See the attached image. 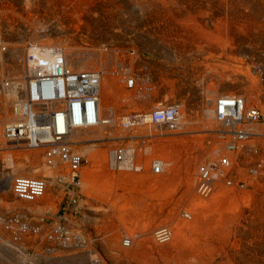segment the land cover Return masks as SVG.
I'll return each instance as SVG.
<instances>
[{
	"label": "bare ground",
	"instance_id": "bare-ground-1",
	"mask_svg": "<svg viewBox=\"0 0 264 264\" xmlns=\"http://www.w3.org/2000/svg\"><path fill=\"white\" fill-rule=\"evenodd\" d=\"M42 1L43 0H0V9H2V12H10L12 18L18 16L21 18L22 15L24 16L25 13L27 14L32 10L50 11L51 6H49L48 3L44 5ZM59 1L64 4L65 7L66 4L70 2L75 4L71 13L74 17L77 16L76 18L80 19L79 22L82 21L81 18L83 16H85L88 21H91L90 23H87V28L89 27L87 30L90 29V24H94L95 28L98 26L101 27L102 23L100 24V17L97 13L95 14L93 12V10H97V0ZM136 1L142 8L141 10H144L143 12L145 14L150 13V18H152L155 23L162 22V24H164L163 22L169 21L172 26L176 25L177 27L174 28L177 29L174 35L177 36V38L181 31H186V36L188 34V40L190 39L192 42L197 41V43L204 42V44H206V51L213 50L215 53L221 51V53L227 55L228 58L234 57L236 61L238 58L237 54L242 52V46L247 41L249 43L254 42L255 44H261L260 41L262 38L264 40V37H262L264 36V0ZM56 3L55 5L59 4ZM106 4H104L106 8L103 9L107 16H109V19H106L109 20L108 22L110 23L105 29L106 37L113 39L116 34L114 30L115 24H112L114 23L112 21L114 19L116 21L117 17L114 18V15H112L114 9L112 12L110 5ZM117 4H119V2H117ZM131 5L132 4H130V6ZM86 8L88 9L86 10ZM143 12L141 13L140 11L141 14H143ZM44 13L46 14V12ZM49 13L48 16L50 14L52 15L53 12ZM135 13V15H139L137 14V11ZM135 15L134 17H136ZM70 16L71 15L69 14V17ZM37 18L39 19V17ZM14 19H10L6 14H1L0 12V150H3L1 153L8 161L7 163H10L12 168L8 173H5L0 180V204L2 209H11L16 212L31 214L38 217H36V219L30 217L32 220L28 221L22 220L24 222L23 227H20V225L15 223L12 224L14 230H10L11 228L8 229L6 226H3L4 220H1L0 247L9 246L11 244L12 246L10 245L8 248H16L17 246L21 247L22 245L19 255H14L11 259L3 256L0 249V257L5 260V262L10 264H26L28 262L31 264H37L34 260L38 255H30L26 250V246L36 244V240L34 241L26 238L24 232L26 230L29 231V229L38 225V227L43 230L47 228V225L43 223L44 221H41V218L52 208L51 199L49 198L50 187L52 185H59V182L70 177L66 170L69 167L68 164L62 162L58 155H56L50 162L47 156L48 145L39 149H34L29 147L26 142L15 141L14 143L5 136V126L7 124L21 121L25 118V108L31 100L29 92L30 82L38 81V78L42 75H46L52 71L54 66L53 71L57 74H59V67L70 71L93 70L100 73L99 114L101 117L106 118L108 122L107 124L101 123L99 125L78 129L76 139L79 142L78 151L91 160L89 161L91 162V166L89 167L90 171L91 169L95 170L96 165L97 167H100L98 164L101 165L102 163H105V168L108 169L107 171H104L106 175L105 179H103L104 181L100 180V182L103 181V183L96 184V191L92 194L96 199L95 201H104L106 204H98L99 202L97 201L96 204L93 203V205H91L94 212L101 210L99 216L102 219L109 221L107 225L100 229L103 230V233H111L109 237L102 239V243L106 247V250L104 251L105 257L114 264H264V64L259 66L261 67L259 69L260 71L249 80V83L241 77L240 73L246 78L245 71L241 67L231 68V66H226L227 64H216L214 72L210 75L211 77H215L216 81L211 82L209 80L211 83L209 82L208 84H203L202 87L200 86V88H202L201 90H203L206 95L198 98L202 103L200 108L202 117L200 118L191 117V109H187L184 104L178 101H169L170 99L167 100L165 97L154 100L156 98L155 96V98H151V96L147 98V100L149 99L150 101L151 99L154 100V102H152L153 100L151 101L153 103L152 105L150 104L151 106H149V103L147 104V102L145 103L139 100L140 102L137 101L140 103L138 105L143 109L127 114L124 113V110L122 109L123 107L121 108L120 103L123 100H131L135 95L140 97L141 90L143 89L138 84L135 85V77L128 79L131 77L129 74L138 71L137 69L143 65L147 66L149 70V72L146 71V74L143 72L145 74L143 75L144 79H147V76L149 77L150 74L152 76V74L160 75L179 73L180 69L171 64L165 68H161L159 63H154L153 65L145 63L142 61L143 59H141V57H138L139 55L137 56V53H129V51L131 52V50L134 49H130L131 47L126 45L117 47L115 44L114 46L116 47L107 50L104 47L100 49L83 47L76 41V36L81 32L78 34L75 33L74 37L65 39L64 37L66 36L64 35L65 33L63 34V27L55 28L54 26V31L52 30L53 28L51 29L52 31H47L46 28L48 26L43 27V29L41 28L42 31L35 30L33 34H30L32 43H29L28 40V47L19 48L21 46L17 47L12 41L15 40V35L17 33V29L14 27L15 24H13ZM15 20H18V18ZM117 21L121 22L119 19ZM145 21L146 20H144V22ZM63 22L64 21H62V24ZM23 23L25 24V22ZM31 23L33 22H30V24ZM51 24H49V26ZM75 24L78 25L77 21ZM147 24L149 25V23ZM77 32L79 31L77 30ZM167 34L163 31L161 37L165 39L168 38L167 40L169 41V38L172 37L173 33L171 32L169 36H167ZM79 36L81 37V35ZM86 36L88 35H85V38L88 39L90 34L88 38ZM183 38L184 37H182V39ZM215 40L218 41V44L216 45L213 43ZM170 42L174 44L176 42L178 43L176 39H173ZM184 46L185 43L183 47ZM135 47L133 45V48ZM183 52L185 53V51ZM183 52L181 53L177 51L175 57H181ZM160 55H163L164 57L168 56L173 59V56L169 52L160 53ZM183 56H185V54ZM42 59H45L44 62H40ZM126 78L127 85L125 84ZM129 80H133L135 86L133 85L130 87ZM168 85L169 89L174 90L176 88L173 80L168 82ZM144 86L145 85H143V87ZM155 89L156 88L153 90ZM7 92L9 93L6 94ZM245 93L249 98H247L248 96L246 97ZM233 96L243 99L246 113L242 121L231 122V125L227 126V122L218 117L217 101L221 98H233ZM132 101L134 100L132 99ZM169 102H178L181 106V117L177 123L176 129H170L165 124H155L151 121L150 113L156 110L161 104ZM127 103H129V101ZM131 103L132 102L126 106V111L128 108L134 106ZM148 106L149 108H146ZM144 109L150 110H145L146 112H143ZM250 110L257 111L259 116L254 119L248 117L247 112ZM195 118L197 123H204L203 125L199 124L200 127L203 126L200 131L204 132L203 134L199 133L201 135L200 138L209 134L212 135L213 132H217L221 138L219 137L220 139L215 141V145L204 148L201 151L202 153L198 155L196 159H192L191 157L187 162L185 166L187 180L185 179V181L188 182L189 187L186 186L189 190L185 187V192L181 191L177 196L175 188L176 184L171 181L172 185L168 186L166 183V186L163 185L157 189L153 188V192L150 193V195H158L166 200L169 199L170 201L172 197L174 198V196H177L180 201L178 202V199H175L178 203L176 202L177 204H175L174 202L173 205L164 204L167 202H164L163 205H161V203L150 205L144 207V210L141 204H138L139 202H135V200L133 202L127 201L128 203H120L125 196H120L121 193L120 195L118 194L117 189L120 187L119 184L122 182H124L125 185L130 184L132 191H137L136 193L144 191L145 189L142 187H140L141 190H137L139 187H136V183L139 182L138 172L142 173L141 171H143V173H146V170L144 172V169L149 170L146 175L144 174V176L150 178H145L144 182H146V184L147 182L152 184V181L159 180H155L157 177H160L156 176L157 174L160 175L163 170L169 172L177 167L175 163H177L178 159L176 151L178 148L175 149L172 147V141L176 140V137L167 138L164 141H167V143L170 141L169 144L166 143L163 145L164 143H159L158 145L160 147H154V149L151 150L149 157H147V155V158H141L139 156L141 151L138 154L137 150L133 147L127 148V146L126 148L116 150L114 140L118 139L125 133L132 131L133 133H136V135H131L133 139L139 136H169L171 134L190 133L191 131H197V129L192 130L193 128L191 127V123H193ZM131 129L132 131H130ZM60 130H62V128H60ZM144 130L145 132L142 133ZM240 130L246 132L245 137L239 138L236 135L235 132ZM197 142L199 143V140ZM230 143L235 144V149H230ZM101 146H107L108 149L101 150L99 149ZM16 148H19L21 151L23 150V152L11 150ZM17 155L19 158L15 159ZM224 157L229 160L227 165L222 163ZM153 162H157L161 165V170L158 173L156 172L157 174L152 171V169H148L149 166H151L150 164L153 165ZM203 164L206 166L208 165L211 169V176L209 179H204L201 175L200 166ZM142 166L144 168H142ZM212 167L214 168L212 169ZM83 168L84 165H82L80 169V176ZM116 168L126 172L116 173ZM69 170L70 169L68 168V171ZM183 173L182 175H184ZM179 175L181 174L179 173ZM18 176H41L46 178L47 190L45 194L34 201L25 200L19 197L14 189L15 178ZM140 176L142 177V174ZM176 176H178V173ZM66 181H64L63 184H65ZM162 184L163 183H161V185ZM79 185L80 183L78 186ZM127 187L126 189L128 190L130 187ZM73 193H75V191ZM110 194H112V197H110ZM129 197H127V199ZM139 200L140 199H138V201ZM186 200H188V202ZM142 201H144V199H142ZM151 204H154V202ZM104 205L109 207H103ZM96 215L93 213L87 214V220H96V218L99 217ZM138 227L140 229L142 228L141 230H143V234L141 231V233L137 232L138 234H136V231H133V229L136 230ZM22 228L25 231H22ZM57 229H59V227H57ZM44 232L45 231H43V233ZM123 232H126V236H124L125 234L121 235ZM54 235L55 234H53V236ZM69 236L67 239L70 238ZM16 241L20 244H17ZM41 242L42 241L39 243ZM50 243H54V241ZM148 244L152 245L154 249L147 247ZM144 246L149 248V250L144 249ZM140 248H143L144 250ZM256 250H258V252H256ZM61 253L64 252L61 250ZM255 253L257 254L254 255ZM259 253L263 256L261 257V254ZM86 254V257H78L75 259L72 258V255H69L71 256L70 260L65 262L68 264H95L96 262L98 264H105L104 262H106L103 257L98 255V251L89 253L87 251ZM61 255L63 256V254Z\"/></svg>",
	"mask_w": 264,
	"mask_h": 264
},
{
	"label": "rangeland",
	"instance_id": "rangeland-1",
	"mask_svg": "<svg viewBox=\"0 0 264 264\" xmlns=\"http://www.w3.org/2000/svg\"><path fill=\"white\" fill-rule=\"evenodd\" d=\"M21 1H24V0H21ZM108 1L109 0H106V1H104V0H97V3H96L97 4V10H93V12L95 14L97 13V15L100 17L99 18L100 24L102 23V25H101V27L98 26V27L95 28L94 24H92V25L90 24V29L89 30H87L89 28V27L87 28V23H90L91 21H88L86 19V17L83 16L81 18L82 21L79 22L80 19L79 18H76L77 16L74 17V15L71 13L73 11L74 6H75V4L73 2L72 3L70 2V3H67V4L65 3L66 4V7H65L64 4H62L59 0H55V1L54 0H50V1L43 0L42 2H43L44 5L48 3L49 6H51L50 11H43V10H37L36 11V10H32V11L28 12L27 14L25 13V15H24L25 17L23 15H22L21 18L19 16L18 17H14L15 19L18 18V20H15L14 18H12V15L10 14V12H6V11H3L2 12V9H0V12H1V14H6L8 16V18L15 20V21L13 20V24H15L18 27H16L14 25L15 29H17V33L15 35V40H12V41H13V43L16 44L17 47L21 46L19 48L28 47L29 43H32V39H31V35L30 34H33V32L35 30L42 31L43 27L48 26L46 28L47 31H52V30L54 31L55 28L63 27L64 28L63 29V31H64L63 34L65 33L64 35L66 36V37H64L65 39L74 37V34L75 33L76 34H78L80 32L81 33H84L85 35H88V36H86L87 38L89 37V34H90V37L88 39H86L85 38V35L84 34H81V33L79 34V35H81V37L79 35H78L79 37L75 35L76 38H77L76 41L81 46H83V47L84 46L85 47H92V48H95V49H100V48H103L104 47L107 50V49H110L112 47H116V46L117 47H120V46H125L126 45L128 47H131L130 49H134V50H131V52L129 51V53H137V56L139 55L138 57L139 58L141 57V59H143L142 61H144L145 63L152 64V65L154 63H159L160 66H161V68H163V67L165 68V67H167V66H169L171 64V65L177 66L180 69L179 73H171V74H160L159 75L157 73L158 75H156L155 74L156 72H155L154 73L155 75L152 74V76H151V74H150L149 77L147 76V79H144L143 78V75H145L147 72H149V70H148V67L147 66L143 65V66H141V67H139L137 69L138 71H134L133 74H129L131 77L128 78V79H131L132 77H135L136 78L135 85L138 84L143 89L141 90V96L140 97L138 95H135L132 98L134 101H132V99L131 100H123L120 103L121 104V108L123 107L122 109L124 110V113H127V114H130V113H133V112L142 110L143 108L138 105V104H140V103H138L140 101H143L145 103L147 102V104L149 103V106H151L153 104L152 102H154V100H156L157 98L165 97V99H167V100L170 99L169 101H178V102L184 104V106H186L187 109H191V112H192V113H190L191 114V117L193 116V117L200 118V117H202L201 116V112H200V108H201L202 103H201V100L198 99V98H201L203 96H206L205 93L203 92V90H201L202 88H200V86L202 87L203 84H208L210 81L211 82L216 81L215 77H211L210 76L211 73L214 72L216 64L217 65H226L227 64L226 66H231V68L232 67H241L245 71L246 78L244 77V75L242 73H240V75H241V77L243 79L247 80L248 83L250 82L249 80L254 75H257L256 73H258L260 71L259 69L261 67H259V66H261V64H264V40H263V38L260 41L261 44H255L254 42L249 43L247 41L242 46V49H243L242 52L239 53V54H237L238 55V58H237V61L238 62H237L234 57L228 58V56L225 55V54H223V53H221V51L220 52H216V53L213 50H207L206 51V47H205L206 44H204L203 41H202L203 43H201V42H198L197 43V41L196 42H194V41L192 42L190 39L188 40V37H187L188 34L186 36V31H183V32L181 31L180 35L178 34L179 37L177 38V36L174 35L175 34V31L177 29V28H174V27H177L176 25L172 26V24L169 21L168 22L167 21L166 22H163L164 24H162V22L161 23H155L152 20V18H150V15H149L150 13L145 14L143 12L144 10H141L142 8L139 6V4L137 3L136 0H130V1L129 0H123V1L122 0H117V1L110 0L109 2ZM112 1H113V3H112ZM56 2L59 3V4H57ZM117 2H119V4H117ZM55 3L57 5H55ZM106 3L108 5H110V7L112 9V12H113V9H114V13L112 14V15H114V18L117 17L119 20H121V22H118L117 21L118 19L116 18V21H115V19L112 21V22H114L112 24H115V25L117 24L116 26L114 25V30H115V34L116 35H115V38H113V39L106 37V31H105V29L110 24L108 22L109 20L106 19V18L109 19V16H107L106 12L103 9V8H106V6H104V4H106ZM72 4H74V5H72ZM130 4H132V5L130 6ZM53 6L54 7L56 6L55 7V10H54V7ZM68 6L70 7V9H69ZM127 7H129V8H127ZM63 8H65V9H63ZM123 8H125V9H123ZM51 9H53L54 11L51 10ZM87 9L88 8H86V10ZM122 10H123V12H122ZM136 11H137V14H139V15H135L136 14L135 13ZM140 11H141V13L143 12V14H141ZM44 12H46V14ZM47 12L48 13L49 12L50 13L53 12V13H52V15L49 13L51 15V16L49 15L50 16L49 17ZM64 12H66V13H64ZM40 13H42V14H40ZM69 14L71 15L70 17H69ZM101 15H102V17H101ZM134 15L136 17H134ZM103 16H104V18H103ZM31 17H33V18H31ZM37 17H39V19ZM73 18L77 21V24L78 25L75 24L76 21ZM40 19L43 22H41ZM142 20H143V22H142ZM144 20H146L145 21L146 24H145ZM62 21H64L63 24H62ZM72 21H74V22H72ZM23 22H25V24ZM30 22H33V23L30 24ZM51 22H52V24H51ZM55 23H57V24H55ZM147 23H149V25ZM26 24H28V25H26ZM49 24H51V25L49 26ZM66 24H68V25H66ZM104 24H105V26H104ZM33 25H34V27H33ZM159 25H161V26H159ZM38 26H40V27H38ZM54 26H55V28H54ZM76 26H78L79 29ZM212 28H214V27H212ZM77 30L79 32H77ZM162 30L164 31L165 34L168 33L167 36H169V34L171 32L173 33L172 37L169 38L170 39L169 41L167 40L168 38L165 39V38L161 37L162 36L161 34L163 32ZM212 30H214V29H212ZM95 31H97V32H95ZM98 32H100V33H98ZM102 32H103V34L105 33L104 36H103ZM133 32H135V33H133ZM182 37H184V38L182 39ZM262 37H264V36H262ZM173 39L174 40L176 39L178 41V43L176 42L174 44V43L170 42ZM24 40H25V42H24ZM28 40H29V43H28ZM80 40H81V42H80ZM115 40H116V42H115ZM122 40H124V41H122ZM125 40H127V41H125ZM165 40H167V41H165ZM187 41H189V42H187ZM184 43H185V46L183 47ZM213 43L216 45V44H218V41L215 40ZM115 44H116V46H114ZM133 45H134V47L135 46L136 47L133 48ZM173 45H175V46H173ZM196 45L197 46L199 45V46L197 47ZM203 49H205V50H203ZM177 51L178 52H181V53L183 51H185V53L183 52V55L185 54V56L182 55L183 57L182 56L181 57H175L177 55ZM164 52H169L173 56V59L171 57H168V56L164 57L163 55H160V53H164ZM252 55H255V56H252ZM168 58H170V59H168ZM44 60L42 59V61L40 60V62H44ZM255 64L258 65V66H256ZM212 69H213V71H212ZM143 72H145V74ZM251 72L254 73V74H252ZM249 75H250V77H249ZM154 79H155V81H154ZM171 80H173V82L175 83V87L176 88L174 90L169 89V87H168L169 86L168 85V82H170ZM125 84L127 85V78H126ZM143 85H145V86L143 87ZM146 85H147V87H146ZM164 86H166V87H164ZM154 88H156V89L153 90ZM154 91H156V92H154ZM169 91H170V93H169ZM200 92H201V94H200ZM8 93L9 92H7L6 94H8ZM145 95H146V97H145ZM245 95H246V97L248 96L246 93H245ZM150 96H151V98L152 97L153 98L156 97V98L154 100L151 99V101L153 100L151 102L149 99L147 100V98L150 97ZM167 96H168V98H167ZM247 98H249V96ZM128 101H129V103H127ZM130 102H132L131 104L134 105V106H132V108H128V110L126 111L125 110V109H127L126 106L129 105ZM149 106L146 107V108H149ZM140 107H141V109H140ZM150 109H144L143 112H146L147 110H150ZM119 113H121V112H119ZM199 124L200 125L201 124L203 125L204 123L203 122H198L197 123L196 118H195L194 121H193V123H191V127L193 128L192 130L197 129V131H191L190 133L171 134V135H169L170 138L171 137H176V140H173L172 141V144H173L172 147L175 148V149L178 148L176 150L177 151V154H178V159H177V163H175V165H177V167H175L171 171H169L170 173L166 171L168 174L164 170H163L162 173H160V175H158L155 172L157 174L156 176H160V177H157L155 179V180H157V179H159V180L152 181V184L149 183V182H147V184H146V182H144L145 181V178L146 179H150V178H147V176H144V174L146 175V173L149 172V170L144 169V172L146 170V173H143V171H141L142 173L138 172V175H139V177H138L139 180L138 181L139 182L136 183L137 184L136 187H139V189H137V190H141L140 187H142L143 189H145L144 191H140L141 194L140 193H136L137 191L136 192H134V190L132 191V188H131V185L130 184H128V185L126 184L125 185L124 182H122L121 184H119L120 187H118L117 191H118V194L119 195L121 193L120 196H125L124 197L125 200L124 199L121 200L120 203H126L127 201L128 202H133L135 200V202H139L138 204H141V206L143 207V210H144V207H147V206H150V205H156V204H160V203H161V205H163L164 202H167V203H164V204H170V205L171 204L173 205L174 202H175V204H177L180 201L177 198V196L179 195V193L181 191H184L185 192V187H186V189H187V186L189 187L188 182L185 181V179L187 180V178H186L187 176H186V172H185V170H186L185 169V166H186L187 162L191 159V157H192V159H196L198 157V155H200L202 153L201 151L204 148H207L209 146L215 145V141L217 139H220L221 138L217 132L216 133L213 132L212 135L209 134V135H206V136H202V138H200L201 137L200 134H203L204 132H201L200 131L203 126L200 127ZM130 131H132V129ZM144 132H145V130L142 131V133H144ZM131 135H136V133L135 132L133 133V131H132V132H129V133H125L124 135H122L118 139H115L114 142L116 144V150H119L120 148H126L127 146H128L127 148H132L133 147V148H135L137 150L138 154L141 151V153H140L141 155L139 154V156L141 158L142 157H144V158L149 157V155L151 154V150H153L154 147L155 148H159L160 147L158 145L159 143L160 144L161 143L162 144L164 143L163 145H165L166 142L164 140L167 139V138H164V137H158L156 135L151 134V135H153L155 137L149 135L150 137L147 136V138L142 139V140H135V139L133 140V138H132ZM174 135H176V136H174ZM161 138H163V139H161ZM191 139L194 141V144H193V141ZM198 140H199V143L197 142ZM132 142H133V144H132ZM187 147H188V149H187ZM16 149H11V150H14L16 152H23V150L21 151L19 148H16ZM99 149H101V150H104L105 149L106 150L108 148H107V146H101ZM189 149H191V150H189ZM1 151H3V150H0V180H1V178H3V175H5V173H8L12 169L10 163H7L8 161L5 159V157L3 156V154L1 153ZM16 158H19V156L17 155V157H15V159ZM89 161H91V160L89 158H87V161L84 164V168L87 171H85L84 168L81 171V176H82L81 182L82 183L80 182V185L78 186V193L80 194L81 197H80V201L78 202L77 206H73V205H70L68 203L67 191L64 188H61L62 186H65V184H63L64 181H66V180L68 182H71L72 181V174H71L70 170L68 171V168L69 167L67 166L68 168L66 170H67L68 174L70 175V177L68 179L62 181V182H59L60 183L59 185H56V186H53L52 185L50 187L49 198L51 199L52 208L50 210H48L44 214V216H42V218H41V221L42 222L44 221L43 223L45 225H47V228L43 230V229H41V228L38 227L39 225L36 226L37 228L36 227H32L33 229L31 228L32 230L29 229V231L28 230L25 231L22 228V231H25L24 232V236L26 238L31 239V240H34V241L36 240L35 243L38 244V245L32 244V245H27L26 246V250H27V252L30 255H35V256L38 255V256H36V259L34 260V261L37 262V264H68L65 261L70 260L71 256H69V255H72V258H74V259L75 258H78V257L83 258V257H86L87 251H88V253L89 252H93V251H95V252L98 251V255H100L101 257H103L104 261H106V262H104L105 264H114L107 257H105L104 251L106 250V247L102 243V239H105L106 237H109L111 235V233L110 232H104L103 233V230H100L103 226L107 225L109 223V221L108 220L106 221L105 219H102L99 216L101 210L98 211V212H94L92 210V206H91V205H93V203L96 204V202L98 201V200L95 201L96 199L92 196L93 192L96 191V186L95 185L98 184V183H103V181H104L103 179H105V177H106L104 171H107L108 169L105 168V165H104L105 163L104 164L102 163L101 165L98 164V166H100V167H97V165H96V167L98 168L97 169L95 167V170L97 169L96 171L94 169H91V171H90L89 167L91 166V162H89ZM173 162H175V161H173ZM150 165L152 166V164H150ZM151 166H149L148 169H152ZM142 168H144V167L142 166ZM115 170L117 171L116 173H118V172H126L124 170H119L117 168ZM196 170H197V168H196ZM164 172H165V174H164ZM177 173H178V176H176ZM179 173L181 175H179ZM182 173L184 175H182ZM141 174H142V177L140 176ZM163 176H165L166 178L163 177ZM179 176H181V177H179ZM180 179H181V181H180ZM100 180H103V181L100 182ZM171 181L174 182V184H176L175 188H176V191H177V194H176L177 196H174V198L172 197L171 198V201L169 199L166 200V199H164V198H162L161 196H158V195L157 196L150 195V193L153 192V190H152L153 188L154 189H157L159 187H162L163 185L164 186H166V185H168V186L169 185H172L171 184ZM179 182H180V184H179ZM183 182H184V184H183ZM161 183H163V184L161 185ZM127 186L130 187L129 188L130 190L129 189L128 190L126 189ZM195 186H196V184H195ZM180 189H182V190H180ZM187 190H189V189H187ZM163 191H164V188H163ZM110 197H112V194H110ZM127 197H129V198L127 199ZM179 198H180V196H179ZM138 199H140L141 201L140 200L138 201ZM142 199H144L145 203H144V201H142ZM175 199H178V202ZM122 201H124V202H122ZM186 201L188 202V200H186ZM98 202H99L98 204H100V203H102V204L105 203L106 204V202H104V201H98ZM153 202H154V204H151ZM156 202H158V203H156ZM100 207H97V208H100ZM103 207H107V205H104ZM0 209H1L0 210L1 211L0 212V224L2 222L1 220H4L3 221V224H4L3 226H6L8 229L11 228L10 230H12V229L14 230V228L12 227V224H14V223L20 225V227H23L24 226V222L23 221H28V220L36 219V217H38V216H35V215H31V214H25V213L16 212V211H13L11 209H4V208L2 209L1 204H0ZM89 213H93L94 215H96V213H97L96 216H99V217H97L96 220H94V221L93 220H90L89 221V220H87V214H89ZM30 217L31 218L33 217V218L31 219ZM39 222H40V220H39ZM56 226L59 227V229H57ZM141 229L138 227V228H136V230L133 229V231H136V234H138V233H141L143 231ZM78 230H79L80 233L78 232ZM43 231H45L44 232L45 234L43 233ZM47 231H48V234H47ZM53 234H55V235L53 236ZM68 234L69 235L71 234L72 236L71 235L69 236ZM123 234H125L124 236H126V232L121 233V235H123ZM142 234H143V232H142ZM47 236L49 238H51V239H49ZM68 236L70 237V238H68L69 240L67 239ZM41 238H42V240H41ZM75 238H77V239H75ZM70 239H71V241H70ZM83 240H85V241H83ZM40 241H42L41 242L42 244L39 243ZM53 241H54V243H50V242H53ZM90 241H92V242H90ZM16 243L17 244H20L17 241H16ZM61 243H63V244H61ZM9 246H5V247H2L1 246L0 247L3 256H6L8 259H11V257H13L14 255H19V252L22 249V245H21V247L20 246H17L16 248L15 247L14 248H11V247L8 248ZM147 247H149L150 249H154V247L152 245H150V244H148ZM147 247H145L144 249L149 250V248H147ZM140 249H143V248H140ZM61 250L64 253H61ZM251 252H252V250H251ZM256 252H258V250H256ZM261 253H259V254H261ZM11 254H12V256H11ZM61 254H63V256ZM256 254L257 253H255L254 255H256ZM262 256L263 255L261 254V257ZM7 263L8 262H5V260H3L0 257V264H7ZM29 263L30 262H28L26 264H29ZM8 264H10V263H8ZM95 264H98V263L96 262Z\"/></svg>",
	"mask_w": 264,
	"mask_h": 264
},
{
	"label": "built area",
	"instance_id": "built-area-1",
	"mask_svg": "<svg viewBox=\"0 0 264 264\" xmlns=\"http://www.w3.org/2000/svg\"><path fill=\"white\" fill-rule=\"evenodd\" d=\"M53 69L38 78V81L30 82L31 100L26 105L25 118L7 124L5 136L14 143L26 142L34 149L48 145L47 156L50 162L58 155L62 162L68 164L73 174L72 182L66 181L65 186L61 185V188L67 191L68 203L77 206L81 197L77 192L81 180L80 169L87 161V157L78 151L79 142L76 133L78 129L108 122L99 114L100 73L93 70L70 71L59 67L57 74ZM129 85L130 87L134 85L133 80H129ZM180 108L178 102L161 104L150 113L151 121L176 129L181 117ZM217 112L218 117L230 126L231 122L243 120L246 109L243 99L233 96V98L218 99ZM247 116L254 119L259 114L250 110ZM235 133L239 138L246 135V132L241 130ZM229 147L233 150L236 146L230 143ZM222 163L227 165L229 160L224 157ZM152 170L160 172L161 165L153 162ZM200 172L204 179H209L211 176L208 165H201ZM14 189L19 197L34 201L45 194L47 180L41 176H18L15 178Z\"/></svg>",
	"mask_w": 264,
	"mask_h": 264
},
{
	"label": "crops",
	"instance_id": "crops-1",
	"mask_svg": "<svg viewBox=\"0 0 264 264\" xmlns=\"http://www.w3.org/2000/svg\"><path fill=\"white\" fill-rule=\"evenodd\" d=\"M162 136H165V137L168 138V139L170 138V137L167 136V135H159L158 137H162ZM148 137H150V136H148ZM165 137H164V138H165ZM144 138H147V136H146V137L139 136V137L135 138V140H137V139H138V140H139V139L142 140V139H144ZM133 140H134V139H133ZM165 142L167 143V141H165ZM169 143H170V141H169L167 144H169Z\"/></svg>",
	"mask_w": 264,
	"mask_h": 264
}]
</instances>
